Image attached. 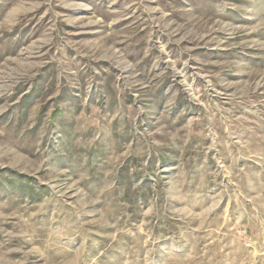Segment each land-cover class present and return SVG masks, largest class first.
I'll list each match as a JSON object with an SVG mask.
<instances>
[{
  "label": "rangeland",
  "instance_id": "obj_1",
  "mask_svg": "<svg viewBox=\"0 0 264 264\" xmlns=\"http://www.w3.org/2000/svg\"><path fill=\"white\" fill-rule=\"evenodd\" d=\"M0 264H264V0H0Z\"/></svg>",
  "mask_w": 264,
  "mask_h": 264
}]
</instances>
